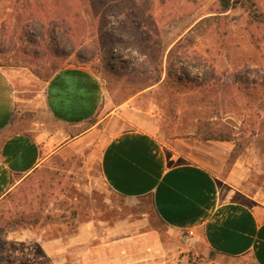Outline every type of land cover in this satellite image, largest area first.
I'll list each match as a JSON object with an SVG mask.
<instances>
[{"label":"rangeland","instance_id":"374dc122","mask_svg":"<svg viewBox=\"0 0 264 264\" xmlns=\"http://www.w3.org/2000/svg\"><path fill=\"white\" fill-rule=\"evenodd\" d=\"M224 2L231 8L219 0H0V69L25 104L41 102L45 83L67 66L88 68L105 91L103 112L89 123L94 134L0 200V264H98L113 254L97 247L120 237L111 235L117 226L122 237L152 230L169 247L129 264L203 263L191 237L174 248L149 197L128 201L101 181L102 145L131 129L151 134L172 164L203 166L220 187L242 184L264 203V20L249 15L264 14V0ZM29 16L64 21L71 43L31 52L23 29ZM38 122L57 127L30 105L13 119L26 133ZM209 132L231 139L205 140Z\"/></svg>","mask_w":264,"mask_h":264},{"label":"crops","instance_id":"0c3cea01","mask_svg":"<svg viewBox=\"0 0 264 264\" xmlns=\"http://www.w3.org/2000/svg\"><path fill=\"white\" fill-rule=\"evenodd\" d=\"M41 98L25 104L17 82L0 69V200L47 159L94 134L89 123L103 112L105 91L88 68L67 66L49 78ZM29 105L42 109L57 127L39 129L45 123L38 122L30 133L18 131L13 119ZM101 148L98 165L105 187L128 201L149 197L174 248L187 235L202 264H264V203L242 191V184L220 187L203 166L172 164L165 148L145 131H123ZM135 225H129L131 231ZM123 229L112 228L111 235L120 237L97 247L113 251L98 264L147 262L169 252L158 233L144 229L122 237Z\"/></svg>","mask_w":264,"mask_h":264},{"label":"trees","instance_id":"16d2710c","mask_svg":"<svg viewBox=\"0 0 264 264\" xmlns=\"http://www.w3.org/2000/svg\"><path fill=\"white\" fill-rule=\"evenodd\" d=\"M221 3H223V8L225 10H228L230 7L229 2L225 3L224 0H219ZM18 4V3H16ZM250 18L252 19L253 22H263L264 14H256L255 12H250ZM66 23L64 21L61 22H50L48 25L41 23L39 20L32 18L29 16V18L26 21V26H23V29H26L25 33L28 36V40L25 42L27 44L28 49H31V52L38 54L40 52V49L42 47H55L59 48L60 45L66 44V43H71V40L68 36L67 30L65 29ZM37 30V34H33L34 31ZM32 32V34L30 33ZM3 43L6 45L8 43L11 45V41L9 39L4 38L3 34ZM2 44V43H0ZM13 44V43H12ZM8 47V45H6ZM202 62V61H201ZM199 62V63H201ZM198 66L202 65L199 64ZM210 67L208 66L207 69ZM210 70V79H215V71L213 69ZM251 70L247 69L246 72H249ZM253 71V70H252ZM249 82V81H248ZM250 84V83H248ZM253 84V83H251ZM205 137V140H211V141H219V142H228L230 141L231 137L230 135H225V134H212V133H207Z\"/></svg>","mask_w":264,"mask_h":264}]
</instances>
